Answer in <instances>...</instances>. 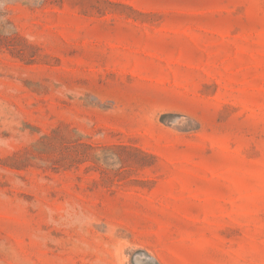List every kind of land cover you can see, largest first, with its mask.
Listing matches in <instances>:
<instances>
[{
  "label": "rangeland",
  "instance_id": "obj_1",
  "mask_svg": "<svg viewBox=\"0 0 264 264\" xmlns=\"http://www.w3.org/2000/svg\"><path fill=\"white\" fill-rule=\"evenodd\" d=\"M0 264H264V0H0Z\"/></svg>",
  "mask_w": 264,
  "mask_h": 264
}]
</instances>
